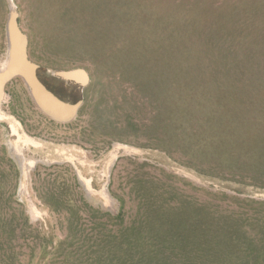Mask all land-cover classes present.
<instances>
[{
    "label": "rangeland",
    "instance_id": "374dc122",
    "mask_svg": "<svg viewBox=\"0 0 264 264\" xmlns=\"http://www.w3.org/2000/svg\"><path fill=\"white\" fill-rule=\"evenodd\" d=\"M182 1L0 0V67L14 11L38 78L78 102L56 121L5 84L0 264H264V61L219 22L176 34Z\"/></svg>",
    "mask_w": 264,
    "mask_h": 264
},
{
    "label": "trees",
    "instance_id": "16d2710c",
    "mask_svg": "<svg viewBox=\"0 0 264 264\" xmlns=\"http://www.w3.org/2000/svg\"><path fill=\"white\" fill-rule=\"evenodd\" d=\"M248 1L249 0H231L230 3L222 2L221 5L214 6L213 4H208L205 2V0H203L201 1V4H199L197 9L202 11L204 10V12L192 16L191 19L189 18V16L190 14H193L191 11L192 9L191 7H185L186 5H188L189 0L178 2L175 4V6L178 5L180 7V10L174 9L172 16V20L176 21L177 25H179L177 29L175 28V32L176 34H178V32L180 31V26L183 27L184 25H187L188 22L192 21V18L196 21H199L200 23L205 22L204 26H215L219 22V24L217 25L218 32L225 33L228 30L227 27H229L233 29L232 33L234 31L236 32L237 37H242V33L247 34V39H242L243 42L249 43V50L245 53L247 60L253 61L255 59H258L259 61H264V54L257 50L258 48L264 47V0L256 1L253 4H249ZM211 6H214L216 8H211ZM218 8L220 12L216 14L215 9ZM213 41L216 40H212L211 38L206 42L208 44H211ZM253 44L254 46H252ZM232 46L233 45H230L229 49L231 48L230 50L233 52L234 49ZM253 49H256V51H258L259 56H257L258 54L255 55L253 53ZM234 61L235 59H232L231 61L226 60L225 65L230 66L231 64V67L233 68L234 66H236V61ZM214 79V81L217 83H223L222 80L219 82L217 78ZM177 108L180 109L181 113L188 107H186V105H178ZM184 118L185 117L180 119ZM181 122L183 121H180V123Z\"/></svg>",
    "mask_w": 264,
    "mask_h": 264
},
{
    "label": "bare ground",
    "instance_id": "6f19581e",
    "mask_svg": "<svg viewBox=\"0 0 264 264\" xmlns=\"http://www.w3.org/2000/svg\"><path fill=\"white\" fill-rule=\"evenodd\" d=\"M13 12H11L10 19L7 22L6 33L8 48L6 59L2 62L0 67V102L2 99H5L4 87L7 78L2 77L1 75L8 73V75H16L17 73L22 74L23 78L27 84L28 90L31 93V96L36 100L38 105L45 111L57 115L60 117L65 116L68 112L73 113L77 107L78 102L69 103L53 94L49 91L41 80L37 76V66L32 63L27 56L26 45L27 39L26 36L20 31L13 21ZM64 78L67 80L74 81H83L85 78L84 73L82 72H62ZM4 112L0 109V117H4ZM10 133L12 136H17L24 140H29L25 137L24 134L18 133V130L13 124L9 127Z\"/></svg>",
    "mask_w": 264,
    "mask_h": 264
},
{
    "label": "water",
    "instance_id": "95a60500",
    "mask_svg": "<svg viewBox=\"0 0 264 264\" xmlns=\"http://www.w3.org/2000/svg\"><path fill=\"white\" fill-rule=\"evenodd\" d=\"M10 15H11V13H10ZM10 15H9V19H10ZM8 19V20H9ZM13 21H14V23L16 24V20H15V15H14V13H13ZM17 26V25H16ZM66 72H82V73H84L83 71H81V70H72V71H66ZM57 74V76L58 77H61L62 79H64V80H67V79H65L64 78V75H63V73L62 72H59V73H56ZM84 75H85V73H84ZM2 77H4V78H7V81L5 82V83H7L11 78H13V77H15V76H18V77H20L23 81H24V83L26 84V82H25V80H24V78H23V75L22 74H19V73H17L15 76L14 75H8V73H6V74H3V75H1ZM67 81H73V82H76V83H79V84H84L86 81H87V76L85 75V78H84V80L83 81H74V80H67ZM26 86H27V84H26ZM31 94V93H30ZM32 98H33V96H32ZM34 99V98H33ZM34 101H35V103L38 105V103L36 102V100L34 99ZM38 107L45 113V114H47L49 117H51L52 119H54V120H56V121H67V120H69L73 115H74V113H75V111L73 112V113H70V112H68L67 114H65V116H63V117H60V116H57V115H53V114H51V113H49V112H47V111H45L44 109H42L39 105H38Z\"/></svg>",
    "mask_w": 264,
    "mask_h": 264
}]
</instances>
